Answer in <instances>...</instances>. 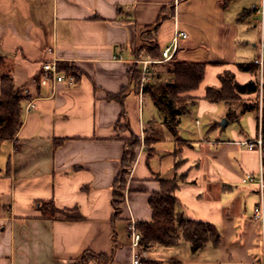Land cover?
Segmentation results:
<instances>
[{"label":"crops","instance_id":"1","mask_svg":"<svg viewBox=\"0 0 264 264\" xmlns=\"http://www.w3.org/2000/svg\"><path fill=\"white\" fill-rule=\"evenodd\" d=\"M175 30L186 33L176 56L205 66L173 132L161 108L159 117L151 106L144 112L151 97L130 69L150 57L144 44L161 52ZM261 37L264 0H0V74L10 72L23 97L21 124L0 143V264H79L86 253L100 258L81 264H133L127 225L151 220L148 198L174 177L180 211L213 224L219 241L140 248L139 264H220L223 237L245 231L258 187L241 185L259 166L257 147L244 142L264 139V84L258 68L239 65L252 64ZM47 62H67L78 74L56 81ZM151 68L161 71L150 70L147 82L168 78L162 64ZM227 72L257 90L207 99L206 88L220 87ZM133 135L151 142L140 138L115 212V178ZM48 200L78 216L42 213Z\"/></svg>","mask_w":264,"mask_h":264},{"label":"trees","instance_id":"2","mask_svg":"<svg viewBox=\"0 0 264 264\" xmlns=\"http://www.w3.org/2000/svg\"><path fill=\"white\" fill-rule=\"evenodd\" d=\"M145 50L143 56H151L158 59L160 52L156 45L144 44ZM2 59L0 58V61ZM162 64L167 79L155 78L144 85V90L149 94L156 106L161 108L166 116L165 121L169 129L173 132L176 130L178 117L186 111L188 105L195 101V97L189 92L196 89L203 77L204 63L198 61H187L179 59L176 53L165 62L152 63L149 68L158 73L160 69H153L154 66ZM1 65V63H0ZM241 69H252L255 71V64H240ZM58 70H65L69 75L76 76L78 70L71 64L57 63ZM131 77L135 78L137 87L140 79V68L133 65L130 69ZM222 85L220 87L208 86L205 97L209 100L217 101L220 99L232 100L235 98V91L254 92L257 85L253 81L239 84L234 81L231 73L221 75ZM109 98L121 99V93L109 94ZM23 97L15 89L13 78L10 72L4 71L0 74V143L4 139L12 138L21 124V102ZM123 115V112H122ZM261 133L264 138V105L262 111ZM145 143L150 144L151 139L144 137ZM140 138L131 136L128 147L124 150L121 158V167L115 178V189L113 191V204L115 212H119L120 202L123 200L126 176L131 162L135 158V148L139 145ZM179 178L174 177L168 180L161 179V189L153 193L148 198V203L152 209V218L150 221H139L136 223V229L141 234L140 245L142 249L149 246L175 245L182 238L191 243V249L196 250L205 245L207 242L217 243L219 233L215 226L208 222L192 220L184 216L179 209V201L174 194L177 188ZM42 213L55 214L75 218L78 214H70L68 210L58 209L51 200L40 203ZM99 256L86 253L80 258L79 264L85 262L88 258ZM110 257H105L103 264L110 262Z\"/></svg>","mask_w":264,"mask_h":264},{"label":"built area","instance_id":"3","mask_svg":"<svg viewBox=\"0 0 264 264\" xmlns=\"http://www.w3.org/2000/svg\"><path fill=\"white\" fill-rule=\"evenodd\" d=\"M186 33L181 30H175L173 37L171 41L165 45L161 49V54L158 59H136V63L140 65V86L139 91L142 92L144 89V85L148 80V72L150 65L155 62H162L169 60L173 55L176 53L177 47H178V39L179 37H185ZM252 63L255 64L258 68V71L260 73L259 78V85L262 86L264 84V76H263V69H264V39L261 37L258 45V52L255 55V57L252 59ZM43 70L48 72L53 79L56 81L64 80L65 78H68L70 81L73 80V76L69 74H63L60 73L57 70V66L54 62H47L43 64ZM141 140H143V135L140 137ZM245 146L251 148V147H257L258 153H259V166L256 174H247L245 177L242 178L243 182L249 181H257L259 185V191H260V199L261 202L259 205H257L254 209V216L259 217L261 220L263 219V205H262V195L264 190V164L261 161V150L264 147V139L258 138L256 140H247L244 142ZM128 235L130 237V245L132 250V263L133 264H139L141 261V252H140V239L141 234L136 229V225L133 220L130 219L128 225H127Z\"/></svg>","mask_w":264,"mask_h":264},{"label":"rangeland","instance_id":"4","mask_svg":"<svg viewBox=\"0 0 264 264\" xmlns=\"http://www.w3.org/2000/svg\"><path fill=\"white\" fill-rule=\"evenodd\" d=\"M150 57H142V59ZM147 106H151V109L153 108V110H155V116L159 117L161 115V111H159V113L156 112L159 108L148 98V95H145L143 101L144 112L148 111ZM246 182L247 183H243L241 186L244 185L246 187L250 184L249 181ZM252 193L255 195V201H253V204L251 201H248L249 203L246 204L245 218L248 221L245 225V231L241 232L235 239L231 238L228 234L224 235L219 253V255H221L220 264H264V190L262 195V220L254 216V209L261 202L259 185L257 190ZM225 248H229L230 251H225Z\"/></svg>","mask_w":264,"mask_h":264},{"label":"water","instance_id":"5","mask_svg":"<svg viewBox=\"0 0 264 264\" xmlns=\"http://www.w3.org/2000/svg\"><path fill=\"white\" fill-rule=\"evenodd\" d=\"M226 123V120L225 119H223V121H222V125H224Z\"/></svg>","mask_w":264,"mask_h":264}]
</instances>
